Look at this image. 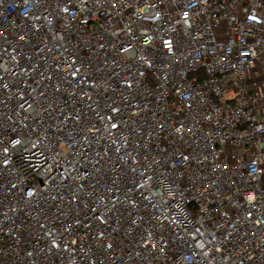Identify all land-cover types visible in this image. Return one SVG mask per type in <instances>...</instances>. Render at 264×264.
Wrapping results in <instances>:
<instances>
[{
	"label": "built area",
	"instance_id": "built-area-1",
	"mask_svg": "<svg viewBox=\"0 0 264 264\" xmlns=\"http://www.w3.org/2000/svg\"><path fill=\"white\" fill-rule=\"evenodd\" d=\"M0 264H264V0H0Z\"/></svg>",
	"mask_w": 264,
	"mask_h": 264
}]
</instances>
